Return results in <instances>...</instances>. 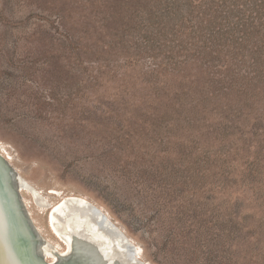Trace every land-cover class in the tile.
Instances as JSON below:
<instances>
[{
	"label": "rangeland",
	"instance_id": "rangeland-1",
	"mask_svg": "<svg viewBox=\"0 0 264 264\" xmlns=\"http://www.w3.org/2000/svg\"><path fill=\"white\" fill-rule=\"evenodd\" d=\"M0 142L143 264H264V0H0Z\"/></svg>",
	"mask_w": 264,
	"mask_h": 264
},
{
	"label": "bare ground",
	"instance_id": "bare-ground-1",
	"mask_svg": "<svg viewBox=\"0 0 264 264\" xmlns=\"http://www.w3.org/2000/svg\"><path fill=\"white\" fill-rule=\"evenodd\" d=\"M1 149L0 264H143L136 243L102 207L83 196L60 195L58 189L51 201ZM32 201L63 249L47 239L32 217Z\"/></svg>",
	"mask_w": 264,
	"mask_h": 264
},
{
	"label": "water",
	"instance_id": "water-1",
	"mask_svg": "<svg viewBox=\"0 0 264 264\" xmlns=\"http://www.w3.org/2000/svg\"><path fill=\"white\" fill-rule=\"evenodd\" d=\"M137 260V259H136ZM138 262H139V260H138Z\"/></svg>",
	"mask_w": 264,
	"mask_h": 264
}]
</instances>
